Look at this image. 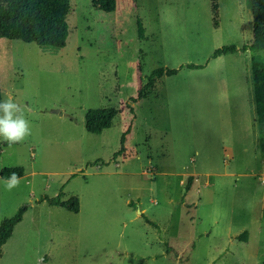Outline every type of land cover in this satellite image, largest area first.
I'll return each instance as SVG.
<instances>
[{"label":"rangeland","instance_id":"374dc122","mask_svg":"<svg viewBox=\"0 0 264 264\" xmlns=\"http://www.w3.org/2000/svg\"><path fill=\"white\" fill-rule=\"evenodd\" d=\"M217 2L215 27L211 0H70L65 47L0 38L2 103L31 128L0 136V170L23 168L10 191L0 176V223L27 204L0 264H264V69L212 57L253 37L249 0ZM159 66L179 70L137 98ZM108 106L112 126L87 131ZM61 190L79 212L41 200Z\"/></svg>","mask_w":264,"mask_h":264},{"label":"trees","instance_id":"16d2710c","mask_svg":"<svg viewBox=\"0 0 264 264\" xmlns=\"http://www.w3.org/2000/svg\"><path fill=\"white\" fill-rule=\"evenodd\" d=\"M70 0H0V38L20 39L24 42H34L42 49H60L65 47L69 35V24L67 21V10ZM253 16V37L248 43L237 47L234 44L223 45L214 50L212 57L224 54L247 51L251 52L250 62L252 66L264 69V0H249ZM92 5L104 12H113L116 9V0H92ZM211 11L213 14V24L218 26V2L211 0ZM137 30L139 38L144 37V26L140 19L137 20ZM187 66L189 68H200L202 65L186 63L179 68ZM179 68H168L159 66L147 77L146 81L140 85L138 91L139 99L146 97L149 88L152 87L157 78L164 74L173 75ZM0 103H2V92L0 88ZM118 113V109L113 106L102 108H89L85 114V128L91 133L100 134L113 124V120ZM1 114V113H0ZM127 133V131L125 132ZM125 133L121 138V147L116 155L124 152ZM16 173L18 177L23 175V168H2L0 176L10 179L11 174ZM193 176L188 177L186 190L190 188ZM64 192L61 190L55 196H43L42 201H46L50 206H59L71 212L77 213L80 209V201L77 195H72L64 199ZM27 210V204L19 206L14 215L5 218L0 223V256L1 248L12 236L14 227L23 219ZM149 221V220H148ZM151 223V221H149ZM247 231L238 235L246 240ZM170 252L171 248L166 247ZM215 264V263H208Z\"/></svg>","mask_w":264,"mask_h":264},{"label":"clouds","instance_id":"9594fccd","mask_svg":"<svg viewBox=\"0 0 264 264\" xmlns=\"http://www.w3.org/2000/svg\"><path fill=\"white\" fill-rule=\"evenodd\" d=\"M0 136L7 142L19 143L31 134L29 121L24 118L22 108L9 96L3 103H0ZM20 178L16 173H12L6 181L7 190L17 187Z\"/></svg>","mask_w":264,"mask_h":264},{"label":"crops","instance_id":"0c3cea01","mask_svg":"<svg viewBox=\"0 0 264 264\" xmlns=\"http://www.w3.org/2000/svg\"><path fill=\"white\" fill-rule=\"evenodd\" d=\"M2 178V177H1Z\"/></svg>","mask_w":264,"mask_h":264}]
</instances>
